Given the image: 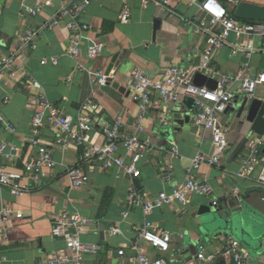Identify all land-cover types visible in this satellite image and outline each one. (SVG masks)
Returning <instances> with one entry per match:
<instances>
[{"label": "crops", "instance_id": "1", "mask_svg": "<svg viewBox=\"0 0 264 264\" xmlns=\"http://www.w3.org/2000/svg\"><path fill=\"white\" fill-rule=\"evenodd\" d=\"M218 1L232 16L240 2L264 5V0ZM51 2L33 16L27 9L34 5V0H0V56L15 54L26 72L24 75L19 71L17 78L8 73L0 77V118L3 119L0 147L8 146L6 154L11 155L10 158L0 155V164L7 172L20 174L21 183L29 189L27 194L18 197L0 186V264H44L56 253L72 256L64 239L52 235L56 221L66 212L78 213L95 223V228L81 239L101 245L102 250L96 255H85L82 264H133L136 255L131 252V246L137 239V230L147 222L156 229L170 232L173 238L170 250L165 252H156L145 245L153 257L165 258L170 263L189 260L199 253H216L229 240L236 239L249 254L246 264H264V238L255 247H247L232 235L215 239L200 235L202 218L213 209V200L221 203L238 198L253 212L254 231L260 233L257 225H264V186L241 174L247 149L253 141L263 142L260 159L264 165V125L255 128L253 123L239 118L246 97L264 101V81L258 83L253 96L239 91V83L234 85L236 99L221 117L222 125L228 130L230 147L219 167L193 168L197 154L213 155L215 147L211 133L195 124L194 101L186 94L179 101L167 102L153 94L140 137L150 140L154 150L142 161V176L138 179H132L118 168L102 170L99 164L84 165L82 174L89 183L82 189L72 188L68 170L77 166L83 151L75 145L65 152L59 150L50 127L43 130L40 138L54 157V172L34 180L25 172L24 165L36 154L30 143L34 96L25 86L32 79L43 85L49 100L65 114L76 116L84 102L93 100L100 106L105 120L122 118L124 131L129 135L139 115V105L133 100L131 88L135 73L143 72L160 80L170 66L178 65L191 71L201 68L208 56L224 75L237 78L244 74L247 64L249 73L256 76L264 73V52L258 49L246 59L243 46L247 40L234 35L225 46L208 55L207 35L196 33L203 21L207 26L209 23L201 7L202 0H171L166 7L155 3L143 7L142 0ZM74 4L83 5L81 21L89 26L79 58L68 53L70 33L66 25L70 19L60 18L62 8ZM125 7L130 10V19L124 23L120 14ZM156 20L161 22V29L154 33ZM29 31L35 34L31 43L26 42ZM259 44L256 40V45ZM93 45H101L102 52L95 60H89L87 47ZM109 69L113 82L124 89L123 92L113 85L105 90L93 83L94 73L106 74ZM203 73L213 78L207 69H203ZM100 126L89 134L90 140L98 146L104 142ZM10 145L15 150L11 151ZM189 175L208 184L212 194L193 195L186 207L175 204L155 208L149 215L141 207L127 205L132 188L149 196L171 192ZM4 210L9 213L6 224L1 219ZM122 249L126 251L125 257L118 255ZM224 261L234 264L231 260Z\"/></svg>", "mask_w": 264, "mask_h": 264}, {"label": "built area", "instance_id": "2", "mask_svg": "<svg viewBox=\"0 0 264 264\" xmlns=\"http://www.w3.org/2000/svg\"><path fill=\"white\" fill-rule=\"evenodd\" d=\"M35 3L28 12L35 16L43 9L52 4L51 0H34ZM171 0H142L143 7L152 3L169 6ZM212 7L209 8L208 5ZM202 10L209 19L197 28L196 33L207 35V54L225 46L232 36H238L247 40L243 46L244 56L250 59L251 56L260 49L264 52V22H246L235 19L230 12L218 0H205L202 2ZM83 5L74 4L72 7L62 8L60 18L68 17L70 21L66 27L70 33L68 53L76 58L81 57L82 41L89 31V26L81 21ZM130 10L125 7L120 14L122 22H128ZM35 39V34L27 32L26 42L31 43ZM259 40V46L256 45ZM102 52L101 45L87 47V58L95 60ZM56 63V61H54ZM244 74L237 78L222 74L213 66L209 57L203 61L202 69H207L217 81V88L210 89L207 86L199 87L189 79L190 70L178 65L167 68L160 80H154L144 74L137 72L131 80L133 100L139 105V115L132 126L131 134L124 131L122 118L112 121L105 120L101 114L100 106L93 100L84 102L76 116L65 114L58 106L49 100L45 89L41 83L32 79L25 86L33 91L32 106L34 116L32 122L33 136L30 140L32 147L36 149L33 158L25 161V172L31 178L38 180L40 177H47L56 169V162L48 148L43 144L40 134L47 127L55 133V146L65 152L70 146L75 145L82 149V154L78 158V164L68 170L70 183L74 189H82L87 186L89 180L82 173L84 165L93 166L99 164L102 170L118 168L128 174L132 179L142 176L140 166L142 161L148 158L154 148L150 140L141 139L140 135L144 131V119L148 108L151 106L153 94H157L161 100L179 101L183 94L193 98L195 111L194 122L197 126L211 133L215 147V153L208 155L199 153L193 160V168L199 170L203 166L219 167L230 147L228 130L222 125L221 117L228 110L236 99L234 85L239 83V91L247 96H253L257 90L258 83L264 81V73L253 76L249 73L248 65L245 64ZM19 71L25 70L20 67L17 56H0V77L5 73L17 78ZM108 76L104 72L93 74V83L97 87L106 85ZM3 119L0 118V121ZM99 125L104 142L98 146L90 140L89 134ZM262 140L253 141L247 149L248 156L243 161L242 176L254 178L259 184L264 186V165L260 159ZM6 145L0 147V155L10 158L6 154ZM11 151L15 147L10 145ZM124 152V155L121 153ZM128 156L126 160L125 157ZM22 176L16 173H9L0 164V186L8 188L15 196L22 197L28 193L29 189L21 183ZM212 194V189L206 183L198 181L193 176H187L184 183L173 188L171 192H160L155 195H146L141 191L131 189L127 198L129 207H141L145 214L149 215L155 208H163L169 205L180 204L186 207L190 204L193 195ZM214 206H219L218 200H213ZM2 222L9 221L7 210L2 212ZM95 228L93 220L83 217L80 214H62L55 223L52 235L56 238H63L65 247L72 252L68 254H54L47 263L44 264H82L85 255H96L102 250L101 245L83 242L81 237ZM4 230L5 227H4ZM172 235L170 232L156 229L149 222L137 230V239L131 246V252L136 256L133 264H217L222 260H231L234 264H246L249 254L244 251L241 244L236 239L228 241L227 245L220 251L213 254L199 253L197 257L189 260L170 263L165 258L151 256L146 249L149 246L156 252H165L172 246ZM159 241V242H157ZM118 255L126 256L125 250H120Z\"/></svg>", "mask_w": 264, "mask_h": 264}, {"label": "water", "instance_id": "3", "mask_svg": "<svg viewBox=\"0 0 264 264\" xmlns=\"http://www.w3.org/2000/svg\"><path fill=\"white\" fill-rule=\"evenodd\" d=\"M205 1V0H202ZM233 17L237 20L249 22H264V5L251 2H240ZM161 29V22L156 20L154 23V33ZM116 60V58H114ZM111 70L109 69L106 75L109 77L105 86L102 89H108L111 85L117 88V84L110 77ZM189 79L199 87L207 86L210 89L217 88V81L209 78L203 73L202 68H194L191 70ZM119 88V87H118ZM121 92L124 89L119 88ZM230 107L228 108V110ZM227 110V111H228ZM239 118H244L247 122L253 123L257 128L259 125H264V101L246 97L243 100L239 110ZM240 203V206H236ZM247 203V202H246ZM249 203V202H248ZM248 204L241 203L240 199L231 198L228 201L223 200L219 206H213V209L207 212L200 226V235L203 238L215 239L223 235H232L240 239L245 246L255 247V245L264 238V225H257L259 231H254L252 228L253 212L247 206ZM263 231V232H262ZM259 233V236L257 237ZM257 234V235H256ZM218 264H226L224 260Z\"/></svg>", "mask_w": 264, "mask_h": 264}, {"label": "clouds", "instance_id": "4", "mask_svg": "<svg viewBox=\"0 0 264 264\" xmlns=\"http://www.w3.org/2000/svg\"><path fill=\"white\" fill-rule=\"evenodd\" d=\"M208 7H209V8H211V7H212V5H211V4H209V5H208ZM157 242H159V241H157Z\"/></svg>", "mask_w": 264, "mask_h": 264}]
</instances>
